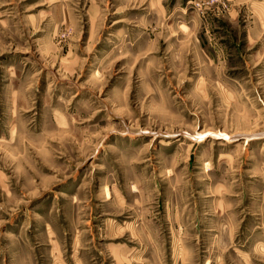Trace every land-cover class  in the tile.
I'll return each instance as SVG.
<instances>
[{
    "label": "rangeland",
    "instance_id": "rangeland-1",
    "mask_svg": "<svg viewBox=\"0 0 264 264\" xmlns=\"http://www.w3.org/2000/svg\"><path fill=\"white\" fill-rule=\"evenodd\" d=\"M0 264H264V0H0Z\"/></svg>",
    "mask_w": 264,
    "mask_h": 264
}]
</instances>
